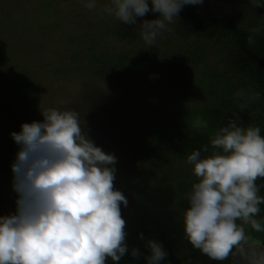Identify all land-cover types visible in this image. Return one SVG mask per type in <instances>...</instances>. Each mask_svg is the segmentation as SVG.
Segmentation results:
<instances>
[{
    "label": "clouds",
    "instance_id": "obj_1",
    "mask_svg": "<svg viewBox=\"0 0 264 264\" xmlns=\"http://www.w3.org/2000/svg\"><path fill=\"white\" fill-rule=\"evenodd\" d=\"M203 0H84V7L115 17L127 25L142 19L140 37L146 47L175 23L183 7ZM264 7V0H250ZM264 11V8H263ZM264 13V12H263ZM255 15H259L258 12ZM253 33L257 30L253 29ZM255 36H248L252 44ZM241 109L260 99L258 92L239 91ZM42 121L23 123L11 133L19 146L11 164L15 211L0 215V264H106L129 252L121 205L127 199L114 187L117 163L87 135L79 111L45 108ZM195 128H206L201 119ZM257 126L229 119L209 145L192 150L185 163L196 178L185 194L181 213L184 238L214 261L239 257L243 264H264V244L253 236L264 233L257 219L264 197L258 195L264 178V137ZM203 153H210L203 155ZM147 264H160L166 252L148 240ZM131 255L138 258L137 249Z\"/></svg>",
    "mask_w": 264,
    "mask_h": 264
},
{
    "label": "trees",
    "instance_id": "obj_2",
    "mask_svg": "<svg viewBox=\"0 0 264 264\" xmlns=\"http://www.w3.org/2000/svg\"><path fill=\"white\" fill-rule=\"evenodd\" d=\"M194 6H184L177 21L169 26L170 31L164 32L157 39L160 44L171 50L169 53L158 55V59L154 58V54L150 57L145 51L146 46L139 32H135L132 37L131 48L116 51L109 48L107 51L102 40L111 21L103 23L100 28L75 27L68 32L63 42V51L69 59L74 62L82 59L86 65L85 69L92 70L96 75L103 74L123 81V84L127 82L129 85L134 84L139 79L147 80L146 68H156L161 62L173 73L184 74L191 67L194 73L200 75L198 80L194 79V74L190 70L192 74L185 76L186 82L195 84L192 86L193 91L186 93L187 96H196L200 98V102L202 99L201 104L180 108L163 128L147 132L148 137L153 140V147L160 146L161 155L158 160L165 175L164 177L161 174L162 180L177 179L181 183V191L175 194L171 189L166 190L156 185L149 193L144 192L146 195L143 193L141 195L140 190L138 196L127 206L121 205L122 218L126 222V244L129 252L119 262H112L109 258L106 264H147L145 257L149 250L146 243L150 239L160 242L167 254L160 264H243L239 257L230 256L222 262L211 260L194 249L184 238L181 213L188 206L185 194L196 178L191 172L186 173L183 169H177L176 159L183 155L184 150L191 152L209 145L211 137L220 127L226 126L229 119H237L244 127H259L260 134L264 137V13L261 17L255 15L257 7H253L250 0H203L200 8L194 9ZM3 11L1 8L2 28L15 24L16 20L11 16V11L6 9L5 16ZM14 11L16 13L15 9ZM250 14L253 16L250 17ZM153 18H156V14L151 12L144 17ZM41 20L34 24L23 22L20 26L21 35H28L27 30H30L28 39L33 37L35 35L33 28L36 27L42 29L45 34L47 23L40 26ZM253 29L257 32L253 33ZM124 31L125 34L129 33L127 30ZM19 35L12 34L6 45H2V50L5 52L7 48L12 50L14 45L19 44ZM249 35L255 36L252 44L248 43ZM28 39L21 45L35 47L28 43ZM44 44L42 40L37 46L42 48ZM209 55H212L213 60L206 59ZM48 61L47 66H53ZM7 62L1 54L0 68L9 72L10 66L3 67ZM73 67L74 71L83 72L80 67ZM17 70L15 73H9V78L16 74L13 83L16 86H23L26 67L20 66ZM55 71L59 69H53V72ZM241 90L246 93L258 92L260 99L241 109V101L236 96ZM20 91H23L21 87ZM199 91L201 94L197 95ZM130 100L135 104L139 101L134 95L130 96ZM15 116L8 119L11 124L9 130L6 133L0 132V160L15 156L19 148L10 135L19 132L22 125ZM198 118L207 123L206 128L193 127V122ZM0 121L3 120L0 118ZM0 125L6 127L4 124ZM143 174L146 173H141L140 176L148 178ZM257 184L260 185L259 193L264 197V178H260ZM142 196L149 202V220L146 222H140L135 216L136 209H142V203L139 202ZM260 208L261 212L257 219H261L264 214V204L260 205ZM252 234L264 244V236L262 237L260 233ZM133 248L139 251L138 258L131 255Z\"/></svg>",
    "mask_w": 264,
    "mask_h": 264
},
{
    "label": "rangeland",
    "instance_id": "obj_3",
    "mask_svg": "<svg viewBox=\"0 0 264 264\" xmlns=\"http://www.w3.org/2000/svg\"><path fill=\"white\" fill-rule=\"evenodd\" d=\"M105 2L107 0H98V4ZM1 8L4 9V16L7 14L6 9L11 11L16 22L3 28L0 24V56L3 54L8 61L3 67L10 66L11 70L7 72L0 68V118L3 120L0 123L6 126L4 128L0 125V132L6 133L9 130L11 124L8 119L13 115H17L16 120L23 124L42 121L40 112L45 108L77 110L89 138L105 153L116 156L117 163L113 166L116 169L114 187L122 192L128 203L138 196L140 190L141 195H146L156 185L166 190L171 189L175 194L180 193L181 183L177 179L162 180L164 173L158 160L161 155L160 146L153 147V140L148 137L147 132L163 128L180 108L201 104L202 99L200 102V98L186 94L193 91L192 86L195 84L186 82L185 75L193 73L194 79H197L200 77L199 73H194L191 67L192 73L190 70L184 74L173 73L161 62L156 68H146L147 80L139 79L129 85L128 82L123 84V81L103 74L96 75L92 70L85 69L84 60L74 62L63 51V42L69 31L75 27L100 28L108 21H111V25L102 40L106 50L131 48L132 37L135 32L140 33L139 24L144 17L137 18L136 25H127L115 17L102 15L99 7L88 10L84 7V0H0ZM198 8L200 4L194 6V9ZM263 8L257 7L258 17L262 16ZM40 19V26L47 23L45 34L36 27L33 28V37L28 39L30 30H27L28 35H21L20 26L23 22L34 24ZM124 30L129 33L125 34ZM12 34H20L19 44L13 46V51L7 48L5 52L2 45H6ZM27 39L35 47L21 45ZM42 40L45 44L41 48L37 44ZM144 49L150 57L154 54L155 59H158V55L171 52L158 40L155 46ZM211 56L206 59L213 60ZM12 60L16 62L13 63ZM46 61L53 66H47ZM20 66L26 67L27 72L23 86H16L13 83L16 74L9 78V73H15ZM73 66L80 67L83 72L74 71ZM56 68L59 71L53 72ZM20 87L23 91H20ZM200 94L199 91L197 95ZM133 95L139 99L136 104L130 100ZM18 150L19 148L16 151ZM189 153L184 150L183 155L176 159L177 169H183L186 173L191 172V166L185 163ZM15 156L0 160V215H9L15 211L17 196L12 190L11 171ZM141 173H146L143 175L148 178L141 177ZM258 195L261 196L260 193ZM139 202L142 203V209H136L135 216L140 222H146L149 220V202L143 196ZM259 220L264 225V214ZM260 234L264 236V233Z\"/></svg>",
    "mask_w": 264,
    "mask_h": 264
}]
</instances>
